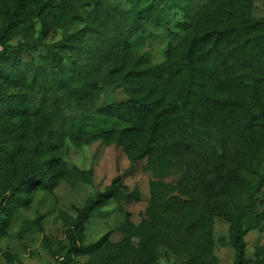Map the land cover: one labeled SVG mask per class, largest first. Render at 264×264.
<instances>
[{
  "label": "trees",
  "instance_id": "trees-1",
  "mask_svg": "<svg viewBox=\"0 0 264 264\" xmlns=\"http://www.w3.org/2000/svg\"><path fill=\"white\" fill-rule=\"evenodd\" d=\"M2 1L0 58L11 59L12 65L20 69L23 60L11 55L26 49V44L9 43L14 31L34 15L45 38L58 13L53 12L49 0H6V5ZM173 8L184 9L188 20L183 24L184 37L167 49L165 61L155 64L147 57L133 55L132 36L149 22L160 23L161 17ZM253 12L254 0H209L200 7L195 0H131L127 10L97 0L94 9L81 18L85 26L67 35L65 44L72 50L50 47L42 60L64 78L63 93L76 106L91 101L95 92L108 87L132 91L127 99L97 110L126 124L122 129L97 132L83 129L80 121L67 125L49 109L52 104L31 118L28 91L22 88L12 95L0 86V237L7 235L17 207H29L40 190L53 192L68 173V143L77 148L97 141L116 143L124 147L132 166L145 162V169L155 154L167 151L178 138L182 139L178 130L188 135L200 129L205 132L228 119L247 132L264 128V17H256ZM117 36H121L120 48L112 46ZM93 37L99 42L105 39L104 45L95 44ZM71 52L76 56L72 57ZM97 54L108 62L107 68L98 69ZM83 55L88 56L87 62ZM31 71L35 78L39 76L34 67ZM43 88L39 86L42 92ZM247 88L252 89L249 96L243 94ZM24 159L25 172L22 169L18 175ZM77 173L80 180H94L92 168H77ZM226 175L232 179L241 172ZM122 178L123 175L115 177L111 185L76 209L77 217L67 230L70 245L63 264H69L74 254L92 256L111 245L110 231L88 245L81 243L79 233L95 212L118 196ZM14 201H18L16 206ZM148 212L152 217L142 245L145 264H158V216L153 204L148 206ZM125 214L126 222L132 224L130 210ZM213 215H222L230 223V244L236 251L233 264H248L247 219L251 215L258 226L264 212L249 214L245 206H240L232 216L219 212ZM36 223L45 233L41 220ZM216 263L212 259V264ZM87 264H95L93 258Z\"/></svg>",
  "mask_w": 264,
  "mask_h": 264
},
{
  "label": "rangeland",
  "instance_id": "rangeland-1",
  "mask_svg": "<svg viewBox=\"0 0 264 264\" xmlns=\"http://www.w3.org/2000/svg\"><path fill=\"white\" fill-rule=\"evenodd\" d=\"M49 1L53 12L58 13L49 35L41 36V24L34 15L20 23L9 43L26 44V49L11 55L23 61L17 69L11 59L0 58V86L12 95L22 88L28 91L31 118L52 104L49 109L67 125L80 121L83 129L97 132L126 127L97 110L127 99L132 91L108 87L95 92L91 101L76 106L63 93L64 78L42 60L50 47L72 50L67 48L65 39L85 26L81 18L94 9L97 0ZM99 1L106 6L131 8V0ZM208 1L195 0L197 7ZM253 14L264 17V0H254ZM3 19L0 14V25ZM186 20L184 9L173 8L161 17L160 23L149 22L132 36V54L147 57L155 64L165 61L167 49L184 37ZM93 38L98 46L104 45L105 39L99 42ZM121 43V36L112 39L116 48ZM71 55L76 56L74 52ZM82 57L88 61L87 55ZM95 62L100 70L109 65L99 54ZM66 66L71 65L67 62ZM32 67L39 72L37 78ZM40 85L44 86V92L39 90ZM251 93V88L243 92L247 96ZM178 131L182 139H176L167 151L155 154L145 169V162L132 166L124 147L116 143L97 141L81 148L68 143L65 154L68 173L53 192L40 190L29 207L16 208L7 235L0 237V264H63L70 245L67 230L77 217L76 209L120 175L123 178L118 196L95 212L79 233L81 243L88 245L110 231L111 245L92 256L74 254L69 264H87L91 258L95 264H145L142 245L152 217L148 212L150 204L158 216V264H212V259L217 260L216 264H233L236 251L230 244V223L222 215L213 214L232 216L240 206H245L249 214L264 212V128L247 132L228 119L205 132L200 129L188 135ZM26 162L24 159L20 164L18 175ZM77 168L94 169L93 182L80 180ZM238 171L241 178L233 175L229 179L226 175ZM17 204L18 201L13 202L14 206ZM126 210L132 214V224L126 222ZM38 219L45 233L39 231ZM247 225L250 226L245 236L248 264H263L264 220L257 226L249 215Z\"/></svg>",
  "mask_w": 264,
  "mask_h": 264
},
{
  "label": "built area",
  "instance_id": "built-area-1",
  "mask_svg": "<svg viewBox=\"0 0 264 264\" xmlns=\"http://www.w3.org/2000/svg\"><path fill=\"white\" fill-rule=\"evenodd\" d=\"M63 259V258H62Z\"/></svg>",
  "mask_w": 264,
  "mask_h": 264
}]
</instances>
